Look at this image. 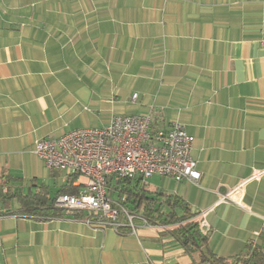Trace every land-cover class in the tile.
<instances>
[{
	"label": "crops",
	"instance_id": "1",
	"mask_svg": "<svg viewBox=\"0 0 264 264\" xmlns=\"http://www.w3.org/2000/svg\"><path fill=\"white\" fill-rule=\"evenodd\" d=\"M133 114H152L155 129L179 122L194 138L199 181L158 177V189L205 213L211 250L260 247L264 0H0V171L26 185L36 141ZM18 209L0 207V264L196 259L162 227L116 232Z\"/></svg>",
	"mask_w": 264,
	"mask_h": 264
},
{
	"label": "built area",
	"instance_id": "2",
	"mask_svg": "<svg viewBox=\"0 0 264 264\" xmlns=\"http://www.w3.org/2000/svg\"><path fill=\"white\" fill-rule=\"evenodd\" d=\"M194 142L179 122L155 129L152 114L115 115L100 129H80L61 138L38 140L34 153L49 171L78 175L74 183L78 182L79 192L61 194L55 200V206L66 215L81 214L87 224L116 232L123 227L135 231L137 222L144 228L151 226L111 198L107 180L160 177L177 183L197 182L200 173L192 156ZM197 220L201 233L207 234L205 213ZM258 236L264 257V217Z\"/></svg>",
	"mask_w": 264,
	"mask_h": 264
},
{
	"label": "trees",
	"instance_id": "3",
	"mask_svg": "<svg viewBox=\"0 0 264 264\" xmlns=\"http://www.w3.org/2000/svg\"><path fill=\"white\" fill-rule=\"evenodd\" d=\"M78 175L68 174L66 183L50 196L44 186L23 185V178L0 171V207L8 208L13 202L18 204L17 214L50 219L65 216V212L55 206L61 194H77L80 187L74 186ZM142 178L107 180L110 193L121 206L144 219L154 228L162 227L184 250V254L194 257L193 264H264L260 247L235 257H221L210 248V234H202L197 220L198 214L181 197L165 194L160 189H152ZM111 196V195H110ZM124 199V200H122ZM81 217V214H73ZM261 246V245H260Z\"/></svg>",
	"mask_w": 264,
	"mask_h": 264
},
{
	"label": "rangeland",
	"instance_id": "4",
	"mask_svg": "<svg viewBox=\"0 0 264 264\" xmlns=\"http://www.w3.org/2000/svg\"><path fill=\"white\" fill-rule=\"evenodd\" d=\"M34 158L36 160L30 162L32 170L29 171L30 176L25 179V184L31 185L30 181H32V183L37 186H44L48 188L50 196L53 197L55 193L64 185L68 173L59 170L49 171L45 167L44 162L36 154H34ZM145 182H147L149 187L152 189H158L160 188L159 186H161V182L158 177H153ZM110 195L111 198H114L115 192H111ZM242 253L245 254L246 252Z\"/></svg>",
	"mask_w": 264,
	"mask_h": 264
}]
</instances>
